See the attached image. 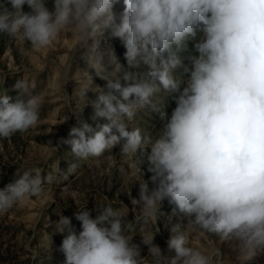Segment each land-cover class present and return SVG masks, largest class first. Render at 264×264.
Instances as JSON below:
<instances>
[{
  "label": "clouds",
  "instance_id": "1",
  "mask_svg": "<svg viewBox=\"0 0 264 264\" xmlns=\"http://www.w3.org/2000/svg\"><path fill=\"white\" fill-rule=\"evenodd\" d=\"M116 2L53 0L50 11L46 0H0V33L28 42L37 52L69 34L89 50V66L119 93H101L93 102L94 119L109 123L96 131L81 120L80 127L70 129L72 138L62 142L76 157L87 158L101 157L124 141L121 155L131 159L136 172L146 157L156 185L150 191L143 181L139 198L131 200L139 206L140 218L157 223L165 199L174 205L172 216L187 218L183 230L180 224L170 228L167 249L175 256L164 255L153 244L154 234L142 236L149 260L123 234L122 213L111 204L101 206L95 218L85 210L75 213L82 227L79 234L71 219L61 216L56 227L67 232L61 244L64 264H223L216 259L218 250L206 254L190 246L189 229L235 240L241 264H248L264 252V0H123L118 23ZM25 5L31 12L23 11ZM105 29L125 47L128 68L149 66L151 80L134 71L121 72L116 57L112 78L104 76L97 48ZM198 32V55L185 68L188 76L180 90L172 69L181 64L178 52L186 40ZM155 81L166 91L178 92L170 115L153 102L160 91ZM14 88L19 93L15 102L7 94L0 96V138L25 133L40 119L44 96L24 80ZM86 90L81 89L83 96ZM148 108L160 112L156 134H142L138 127L129 131L125 120ZM54 179L24 171L0 190V213L42 196Z\"/></svg>",
  "mask_w": 264,
  "mask_h": 264
},
{
  "label": "rangeland",
  "instance_id": "2",
  "mask_svg": "<svg viewBox=\"0 0 264 264\" xmlns=\"http://www.w3.org/2000/svg\"><path fill=\"white\" fill-rule=\"evenodd\" d=\"M46 6L51 11L53 0H46ZM123 8V0H117L113 8L117 23ZM23 11L31 12L27 5ZM200 36L198 32L195 38L189 37L183 50L178 52L181 64L172 69V75L180 82V90L188 76L185 68H191V58L198 55L194 45ZM125 51L120 39L113 37L110 29H105L97 48L105 67L104 76L112 78L116 57L123 66L121 72L134 71L140 78L151 80L149 66L142 64L137 69L128 68ZM89 55V50L80 48L69 34H61L50 48L37 52L28 42L0 33V96L7 94L15 102L19 93L14 85L18 80L34 85L32 90L44 96L35 127L25 133L0 138V190L15 182L24 171L33 172V175L39 171L42 177L51 174L55 178L51 185H45L42 196L26 198L7 213H0V264H64L61 244L67 232L57 230L60 217H69L79 234L81 222L74 214L85 210L95 218L102 210L101 206L107 204L122 213L123 234L139 246L141 256L151 259L148 246L142 243V236L150 233L154 234L153 244L164 255L175 256L174 250L167 249V241L172 235L170 228L180 224L183 230L187 218L183 214L172 216L174 205L165 199L160 203L157 223H145L140 218L139 206L131 203L132 198H139L143 181L150 191L156 187L151 181L146 157L140 166L141 172H136L131 159L121 155L124 141L101 157L87 158L76 157L71 146L62 142L72 138L70 129L80 127L81 120L96 131L109 123L106 118L94 119L93 102L101 93L112 91L119 97V93L107 87V79L98 76L89 66ZM163 58H167V53ZM156 64L160 66V58ZM155 83L160 91L153 97V102L170 115L178 92L166 91L158 81ZM82 88H87L84 96ZM125 123L129 131L138 127L142 134L155 135L162 121L160 112L148 108ZM189 234L190 246L206 254L218 250L221 256L216 259H222L223 264H241L235 240H221L214 234L191 229ZM248 264H264V252L258 253Z\"/></svg>",
  "mask_w": 264,
  "mask_h": 264
}]
</instances>
